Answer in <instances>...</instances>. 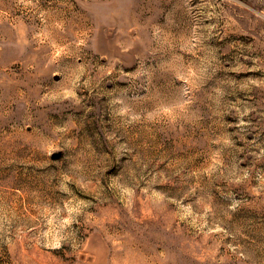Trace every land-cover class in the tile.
<instances>
[{
  "label": "rangeland",
  "instance_id": "obj_1",
  "mask_svg": "<svg viewBox=\"0 0 264 264\" xmlns=\"http://www.w3.org/2000/svg\"><path fill=\"white\" fill-rule=\"evenodd\" d=\"M0 264H264V0H0Z\"/></svg>",
  "mask_w": 264,
  "mask_h": 264
}]
</instances>
